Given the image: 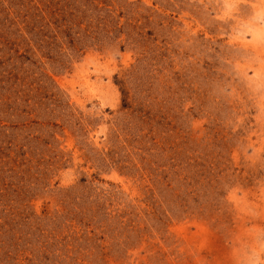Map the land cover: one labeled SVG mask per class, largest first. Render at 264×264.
Listing matches in <instances>:
<instances>
[{
	"label": "rangeland",
	"instance_id": "1",
	"mask_svg": "<svg viewBox=\"0 0 264 264\" xmlns=\"http://www.w3.org/2000/svg\"><path fill=\"white\" fill-rule=\"evenodd\" d=\"M0 264H264V0H0Z\"/></svg>",
	"mask_w": 264,
	"mask_h": 264
}]
</instances>
